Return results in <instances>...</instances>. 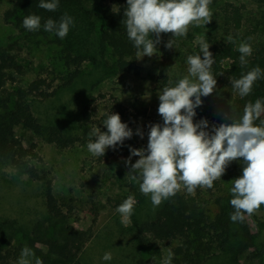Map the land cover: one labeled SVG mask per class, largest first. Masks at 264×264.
Segmentation results:
<instances>
[{
	"label": "trees",
	"instance_id": "trees-1",
	"mask_svg": "<svg viewBox=\"0 0 264 264\" xmlns=\"http://www.w3.org/2000/svg\"><path fill=\"white\" fill-rule=\"evenodd\" d=\"M216 1L212 0L210 6H214ZM39 2L13 0L3 13L4 21L17 30V37L10 43L0 45V159L26 173L31 179L40 181L45 199L51 206L56 205L52 179L47 171L40 170L34 163V159L39 158L37 144H24L15 128L21 125L61 149L73 145L77 137L65 127L44 124L39 120L34 112V100L48 97L76 82L85 63L96 66L97 61L101 60L114 74H138L140 66L137 49L129 40L123 22L127 0H59V7L54 12L40 8ZM113 6L119 7L118 13L113 12ZM219 8L225 25L236 35L242 27L246 5L225 1ZM33 14L42 18V26L38 31H28L23 26V19ZM64 14L74 19V25L65 38H59L55 32L44 31V22L49 18L58 22ZM254 33L246 32L243 37L244 42L251 44L253 49L244 67L239 61V39H234L233 43L213 45L210 52L216 61L213 72L217 88L212 95L201 98L203 104L196 109L194 118L224 112L230 124L231 117L236 120L241 117L246 103H254L258 98L264 100V78L258 80L251 94L244 98L234 92L230 82V78L238 79L256 66L264 70V39L258 35L253 37ZM152 38L155 39V34ZM43 41L58 47L65 68L62 81L53 87L51 93L48 92L51 81L47 77L37 76L23 83L26 67L12 51L15 44L31 45ZM88 97L80 112L83 120L89 119L88 108L95 99L91 94ZM146 110L145 106H137L136 116H145ZM104 119L105 114L100 123L106 132L107 129L102 125ZM126 156L128 158L130 155ZM137 159L139 157L133 156L131 162L135 163ZM129 168L125 165V175ZM242 170L243 158H239L231 165L230 180L242 176ZM232 186L231 182L230 189ZM218 189L219 180L214 182L211 189L198 188L195 195L182 190L163 201L156 207L151 219L137 225L136 239L141 245L173 242L172 264H207L223 254L227 255L229 262H234L245 247L251 248L255 255L253 264H264V206L258 213L246 215L244 222H232L230 215L234 208L230 204L231 191L229 189L221 194L217 193ZM137 197L143 202L144 196ZM61 207L63 205L59 204L58 210L48 211L30 226L15 219L0 220V264H17L25 246L34 251L42 264H79L92 230L76 228L70 221L71 211Z\"/></svg>",
	"mask_w": 264,
	"mask_h": 264
},
{
	"label": "rangeland",
	"instance_id": "rangeland-1",
	"mask_svg": "<svg viewBox=\"0 0 264 264\" xmlns=\"http://www.w3.org/2000/svg\"><path fill=\"white\" fill-rule=\"evenodd\" d=\"M225 1L246 5L243 24L236 35L225 25L219 8ZM12 2L0 0V45L10 43L17 37V30L3 19L4 11ZM210 8L213 12L211 23L205 27H190L186 37L177 39L176 48L165 47L167 41L174 38L172 34H161V42L157 45L160 55L139 59L138 74H114L101 60L97 61L96 66L85 63L76 82L48 97L34 100V112L41 122L59 124L77 140L73 145L61 149L21 125L15 128L24 144H37L39 158L34 159V163L40 170L47 171L52 179L56 205L49 206L40 181L31 179L0 159V220L15 219L30 226L48 211L58 210L59 204H62L63 210L71 211L70 221L76 228L92 230L79 264H162L173 242L141 245L136 239L137 225L151 219L156 207L151 203L150 196L142 194L139 186L136 187L137 184L124 174L129 148L146 149L149 126L163 124L158 114V94L164 87L174 86L187 74V57L199 52L196 43L198 36H206L210 43L209 51L214 44L227 42L229 35L244 42L246 32L255 31L253 37L258 35L264 39V0H217ZM12 51L26 67L23 83L37 76L47 77L51 81L48 89L51 93L53 87L62 81L65 68L56 45L46 41L31 45L15 44ZM89 94L95 99L88 108L89 119L83 120L80 112ZM137 106L146 107L145 116H136ZM106 111L118 113L122 122L133 130V136L115 150L108 148L103 157H94L87 150L89 133L94 127L101 128V117ZM201 119H207L208 130L211 131L212 125L227 123L228 116L224 112L208 113L204 118H194V122ZM137 129L142 130L143 139L136 135ZM232 163L219 180L217 193L229 191ZM130 195L137 203L131 222L122 223L116 208ZM138 195L144 196L143 202ZM242 249L234 262H229L227 255L223 254L207 264H253L255 255L251 248ZM109 252L112 259L103 260L104 254Z\"/></svg>",
	"mask_w": 264,
	"mask_h": 264
},
{
	"label": "clouds",
	"instance_id": "clouds-1",
	"mask_svg": "<svg viewBox=\"0 0 264 264\" xmlns=\"http://www.w3.org/2000/svg\"><path fill=\"white\" fill-rule=\"evenodd\" d=\"M211 3L212 0H127L123 22L129 40L137 49V60L160 55L157 45L161 42V34H172L174 38L165 44L166 48L172 49L176 48L178 38L187 36L190 27H205L211 23ZM38 6L54 12L59 7V0H40ZM112 10L118 13L119 7L113 6ZM41 19L39 15H28L23 19V26L28 31H38L42 26ZM73 25V17L64 14L58 22L49 18L43 29L55 32L63 39ZM227 42L233 43L234 38L229 35ZM196 43L199 52L187 57V74L158 94V114L163 124L149 126L146 149L129 148L130 156L125 165L130 168L126 175L139 185L142 194L150 196L153 206L158 207L182 190L195 195L198 188H213L227 167L243 158L242 176L231 181L230 189V204L234 208L230 219L242 223L246 215L258 213L264 206V100L249 101L238 120L231 117L232 123L212 125L211 131L207 119L194 122L196 109L203 104L201 98L212 95L217 88L213 72L216 61L209 51L210 43L204 35L198 36ZM238 51L240 65L244 67L252 55V46L241 42ZM262 78L264 70L256 66L238 79L230 78V82L234 92L244 98ZM102 125L106 132L94 127L89 133L87 150L94 157H103L108 148L115 150L133 136V130L122 122L118 113L106 111ZM136 135L143 139L142 130L137 129ZM133 156L139 157L135 163L131 162ZM136 203L130 195L116 208L122 223L131 222ZM173 256L169 249L162 264H172ZM111 259L110 252L104 254L103 260ZM33 262L42 264L34 251L25 246L17 264Z\"/></svg>",
	"mask_w": 264,
	"mask_h": 264
}]
</instances>
